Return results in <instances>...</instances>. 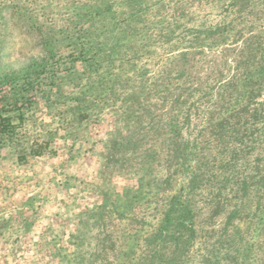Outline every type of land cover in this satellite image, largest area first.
<instances>
[{"label": "rangeland", "instance_id": "rangeland-1", "mask_svg": "<svg viewBox=\"0 0 264 264\" xmlns=\"http://www.w3.org/2000/svg\"><path fill=\"white\" fill-rule=\"evenodd\" d=\"M4 97L0 264H264V0H0Z\"/></svg>", "mask_w": 264, "mask_h": 264}, {"label": "trees", "instance_id": "trees-1", "mask_svg": "<svg viewBox=\"0 0 264 264\" xmlns=\"http://www.w3.org/2000/svg\"><path fill=\"white\" fill-rule=\"evenodd\" d=\"M8 101L7 97L1 98L0 99V106L4 105ZM5 111V110H3ZM2 111V112H3ZM10 130H15V127L12 126L10 118L5 117L0 113V132H9ZM1 134V133H0ZM39 153V151H38ZM41 154V153H39Z\"/></svg>", "mask_w": 264, "mask_h": 264}]
</instances>
